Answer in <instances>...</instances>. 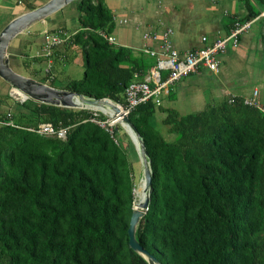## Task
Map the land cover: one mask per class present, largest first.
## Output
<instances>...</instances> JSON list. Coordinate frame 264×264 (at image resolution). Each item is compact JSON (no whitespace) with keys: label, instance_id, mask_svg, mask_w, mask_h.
I'll use <instances>...</instances> for the list:
<instances>
[{"label":"trees","instance_id":"trees-1","mask_svg":"<svg viewBox=\"0 0 264 264\" xmlns=\"http://www.w3.org/2000/svg\"><path fill=\"white\" fill-rule=\"evenodd\" d=\"M240 1L242 20L264 8ZM77 2L80 28L64 47L85 71L64 89L124 107L156 61L102 35L116 28L105 0ZM38 81L56 87L48 73ZM230 99L187 115L149 101L129 114L153 172L137 239L162 264H264V112ZM13 107L0 110V264H149L130 246L135 172L121 126L112 134L92 121L101 113L32 99ZM158 111L175 139L155 125ZM44 123L69 128L67 140L29 130Z\"/></svg>","mask_w":264,"mask_h":264},{"label":"crops","instance_id":"crops-1","mask_svg":"<svg viewBox=\"0 0 264 264\" xmlns=\"http://www.w3.org/2000/svg\"><path fill=\"white\" fill-rule=\"evenodd\" d=\"M39 1L0 0V33L12 20L28 12L29 5L39 7L49 0H41V3ZM105 2L115 15L116 28L113 36L117 40V45L132 48L136 52H140L146 45L145 33L166 27L174 30L173 42L179 51L202 49L226 36L237 18L243 19L248 15L247 5L240 0H105ZM254 8L260 11V14L256 17L257 20L251 30L242 36L238 47H230L221 54L220 74L216 75L202 68L193 73L198 78L195 82H176L173 84L175 88H172V85L169 93L164 96L163 108L174 109L182 115H187L180 110L189 106L192 108L205 106L208 92L212 95V101L217 100L215 102L217 103L232 95L252 96L256 89L260 92V102L264 104V8L256 3ZM42 23L45 25L43 31L36 27L38 24L33 25L18 35L8 50L11 59L16 58L23 49L21 56L29 59L25 63L27 70L31 72L29 77L36 80L43 77L41 70L35 69L33 65L37 61L40 65L46 61L43 51L44 34L46 31H53L50 29L49 21L45 20ZM79 28L72 33L77 32ZM60 30L72 34L66 28ZM39 35L42 36V40L35 41L34 37ZM78 56L81 55L76 50L60 47L54 52L53 65L58 68L75 61ZM210 72L214 80L204 81L202 76L209 75ZM7 85L11 93L10 84L0 77V110L3 112L12 110L14 105L5 99ZM198 90L203 91L205 95L204 102L200 104L196 101ZM157 114L165 125L163 120L166 114L162 111H158ZM156 122L155 116L154 123L159 128L160 125Z\"/></svg>","mask_w":264,"mask_h":264},{"label":"built area","instance_id":"built-area-1","mask_svg":"<svg viewBox=\"0 0 264 264\" xmlns=\"http://www.w3.org/2000/svg\"><path fill=\"white\" fill-rule=\"evenodd\" d=\"M257 18L252 20H242L237 18L229 33L216 40L213 44L202 48L185 52L179 51L173 42L174 30L170 27L152 30L144 34L146 45L140 52L155 59L156 63L150 70L145 80L136 81L130 84L126 90V106H122L126 114H130L138 106L153 101L156 106H162L164 96L169 93L170 87L183 78L190 76L202 68L210 70L218 75L221 72V54L230 47H238L242 36L249 32ZM102 35L110 42L116 44L117 40L113 35ZM45 44L43 47L44 57L49 63L48 74L52 75L50 69L53 65V55L56 49L63 47L69 39V34L64 30L46 31ZM206 40V38L204 39ZM11 95L19 101L21 97ZM237 96L232 95L230 101L234 102ZM20 102V101H19ZM245 104L259 108L264 112V104L260 102V92L256 89L252 96L244 97ZM22 103V102H21ZM98 116L99 113L95 112ZM92 121L106 128L114 134L115 124L108 120L93 118ZM4 122H0V124ZM6 124L14 125L13 122ZM30 131L37 132L43 136H55L61 140H67L69 128H56L51 123L40 124L38 128H29ZM118 140V139H117ZM120 141V140H119Z\"/></svg>","mask_w":264,"mask_h":264},{"label":"water","instance_id":"water-1","mask_svg":"<svg viewBox=\"0 0 264 264\" xmlns=\"http://www.w3.org/2000/svg\"><path fill=\"white\" fill-rule=\"evenodd\" d=\"M75 1L78 0H49L38 8L18 16L2 30L0 33V77L10 84L12 90L17 89L25 96L19 99L20 102L32 99L49 105L88 110L93 109V107L101 108L102 106H108L116 112L118 118L121 119H116V121L127 131L135 144L144 168V178L146 181L147 197L145 201L138 206H136V201H134L133 215L129 228L130 246L134 251L141 254L149 264H162L154 255L145 250L137 239L138 226L148 212L152 199V162L142 135L131 122L129 115L125 113L123 107L109 98H91L68 89H59L42 83L32 77L18 73L10 64L8 50L11 42L18 35L33 25L45 21L48 17L56 14ZM101 111L105 113L103 110Z\"/></svg>","mask_w":264,"mask_h":264},{"label":"rangeland","instance_id":"rangeland-1","mask_svg":"<svg viewBox=\"0 0 264 264\" xmlns=\"http://www.w3.org/2000/svg\"><path fill=\"white\" fill-rule=\"evenodd\" d=\"M44 1V0H42ZM41 0L39 1L40 3L42 2ZM79 1V0H78ZM17 6V5H15ZM47 21H49V26L50 29L52 30H58L60 28H66L70 33H72L74 30H76L77 28H79V10H78V2H72L71 4H69L68 6H66L64 9H62L61 11L57 12L56 14L48 17L46 19ZM38 25L36 26L39 30L43 31L45 28V25L41 22L37 23ZM200 35V34H199ZM35 41H41L42 40V36H37L34 37ZM10 48V47H9ZM23 48V47H22ZM21 48V49H22ZM13 50V48H12ZM21 52L20 54H18V56L15 58H11L10 59V64L12 66V68L17 71L18 73H21L23 75H31V72H29V70H27V66L25 65V63L27 62V58L21 56ZM35 69H39L41 70V77H45L47 75V71L49 69V63L46 60L43 64L40 65V63L37 61L34 65ZM50 71L52 72V77L56 78V82H55V86L59 89L65 88L68 81L69 80H80L83 78L84 76V66L82 63V58L81 56H78L75 61L64 64L62 66H58V68H55V65H52ZM211 73V72H210ZM212 73L209 75H203L202 79L206 82H211L214 79H212L211 77ZM198 78L196 77V75L191 74L188 77L183 78L180 82L181 83H193L197 80ZM43 83V82H42ZM179 83V82H178ZM177 83V84H178ZM46 84H49L46 82ZM176 84V85H177ZM172 88H175L174 85L172 86ZM7 91V95H5V99H7L10 103L15 104V100L16 98L14 96L11 95V93L9 92V87L8 85L6 86ZM207 99H206V105L199 107V108H192L191 106L187 107L184 110H180L183 114H189V113H193L196 111H200L206 108V106L208 104H213L215 103L217 100H213L212 101V95L208 92L206 95ZM196 101L197 103H203L204 102V92L201 90H198L197 94H196ZM183 99V97H182ZM14 106V105H13ZM165 105L162 104V107H164ZM16 107V106H15ZM12 107V108H15ZM93 112H98L101 113L103 115H105L107 117L106 120L110 121L111 123L113 122V119L111 118V116H109L106 113H103L100 110H95V109H89ZM157 117V124L160 125V127L158 128L159 130L161 129L163 135L168 139V140H173L176 138V134H172L171 132H169V127L166 125H163L161 122V117H158V114H156ZM159 121V122H158ZM120 124L117 123L114 126H119ZM121 126V125H120ZM120 136H121V143L122 145L127 148V152L130 156L131 162L133 163V167H134V182H135V189L137 186H139L141 179L144 178V168L141 162V159L139 157V154L137 152V149L135 147V144L133 143L130 135L127 133V131L121 127V131H120ZM135 195V192H134ZM135 201H136V196H135Z\"/></svg>","mask_w":264,"mask_h":264},{"label":"bare ground","instance_id":"bare-ground-1","mask_svg":"<svg viewBox=\"0 0 264 264\" xmlns=\"http://www.w3.org/2000/svg\"><path fill=\"white\" fill-rule=\"evenodd\" d=\"M12 93L17 96V97H22L24 98L25 96L23 94H21V92L17 89H13ZM93 109L95 110H103L106 114H108L109 116H111V118L113 119V123L117 124L118 122L117 120H121L118 118V115L116 114V112L111 109L108 106H102L101 108L98 107H93ZM135 196H136V206H138L139 204H141L142 202L145 201L146 197H147V191H146V181L145 178H143L139 184V186L136 187L135 189Z\"/></svg>","mask_w":264,"mask_h":264}]
</instances>
